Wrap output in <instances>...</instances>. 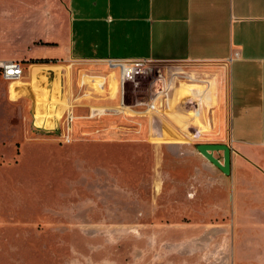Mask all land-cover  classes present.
<instances>
[{
	"label": "crops",
	"instance_id": "1",
	"mask_svg": "<svg viewBox=\"0 0 264 264\" xmlns=\"http://www.w3.org/2000/svg\"><path fill=\"white\" fill-rule=\"evenodd\" d=\"M0 45V61L19 59L26 69L17 95L36 97L40 84L53 94L59 78L71 104L64 114L80 123L140 117L143 129L157 116V132L175 130L181 144L229 145V174L199 151L191 154L201 159L166 166L189 170L181 184L187 182L192 197L181 206L200 225L257 232L252 239L263 243L264 0H0ZM107 58L188 62L205 77L195 85L212 83L214 91L192 98L191 88H200L183 87L193 84L185 81L158 100V111L135 103L123 108L120 72ZM76 65L83 70L73 81ZM214 155L223 161L222 150Z\"/></svg>",
	"mask_w": 264,
	"mask_h": 264
},
{
	"label": "rangeland",
	"instance_id": "2",
	"mask_svg": "<svg viewBox=\"0 0 264 264\" xmlns=\"http://www.w3.org/2000/svg\"><path fill=\"white\" fill-rule=\"evenodd\" d=\"M186 68L195 75L182 86L212 95L213 84L195 85L205 77ZM23 72L16 80L0 73V264H264L257 232H216L181 206L192 197L181 184L189 170L166 165L201 159L195 144L157 132V116L143 129L140 117L80 123L64 114L71 104L59 78L53 94L40 84L36 97L17 95ZM150 80L127 82L126 104L149 97Z\"/></svg>",
	"mask_w": 264,
	"mask_h": 264
},
{
	"label": "built area",
	"instance_id": "3",
	"mask_svg": "<svg viewBox=\"0 0 264 264\" xmlns=\"http://www.w3.org/2000/svg\"><path fill=\"white\" fill-rule=\"evenodd\" d=\"M237 54L238 52H235L234 55L236 56ZM232 58L233 56L229 60H232ZM105 62L109 68L118 69L120 72L123 108H128L129 106L125 102V85L129 81L135 82L138 74H146L150 76L151 79L149 97L145 100H136L135 102L136 106L144 108L143 110L146 112L150 110L158 111L159 99L166 98L170 95V92L173 89L178 87V85H181L185 81H193L194 78V76H191L186 68L187 65L190 64L188 62L164 61L145 58H107ZM0 71L2 76L8 80L19 79L24 74L23 64L19 59L0 61ZM200 95L203 96V93L191 88L190 96L192 98L196 99V97Z\"/></svg>",
	"mask_w": 264,
	"mask_h": 264
},
{
	"label": "water",
	"instance_id": "4",
	"mask_svg": "<svg viewBox=\"0 0 264 264\" xmlns=\"http://www.w3.org/2000/svg\"><path fill=\"white\" fill-rule=\"evenodd\" d=\"M196 148L204 157L214 163L224 173H230L231 149L229 145L225 143H199ZM220 150L223 151V161H220L219 158L214 155L215 151Z\"/></svg>",
	"mask_w": 264,
	"mask_h": 264
}]
</instances>
